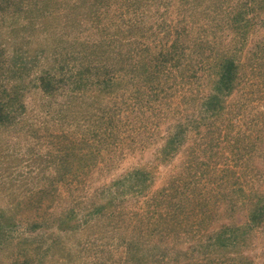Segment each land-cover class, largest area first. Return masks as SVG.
<instances>
[{
	"label": "rangeland",
	"instance_id": "1",
	"mask_svg": "<svg viewBox=\"0 0 264 264\" xmlns=\"http://www.w3.org/2000/svg\"><path fill=\"white\" fill-rule=\"evenodd\" d=\"M0 264H264V0H0Z\"/></svg>",
	"mask_w": 264,
	"mask_h": 264
}]
</instances>
